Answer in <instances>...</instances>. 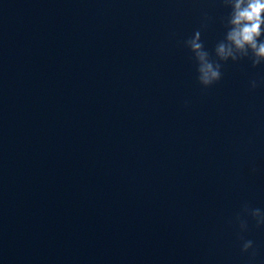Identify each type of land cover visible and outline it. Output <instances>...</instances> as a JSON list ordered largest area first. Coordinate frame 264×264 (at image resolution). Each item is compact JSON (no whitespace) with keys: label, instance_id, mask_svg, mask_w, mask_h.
Masks as SVG:
<instances>
[{"label":"clouds","instance_id":"clouds-1","mask_svg":"<svg viewBox=\"0 0 264 264\" xmlns=\"http://www.w3.org/2000/svg\"><path fill=\"white\" fill-rule=\"evenodd\" d=\"M232 29L227 35V39L235 46V49L241 52L242 56H247L249 49L252 52L253 67L264 62V0H237L235 12L231 19ZM200 39V32H196V40L191 41L192 49L196 52V57L200 61L197 69L199 75V83L204 87H209L221 79V65L208 60V53L203 51V44L196 42ZM219 58L227 61L229 57L233 61L237 60V56L231 47L223 44L216 49ZM252 87H256L255 81ZM259 212V209H256ZM253 242L246 241L243 244V251L247 252L252 248Z\"/></svg>","mask_w":264,"mask_h":264}]
</instances>
